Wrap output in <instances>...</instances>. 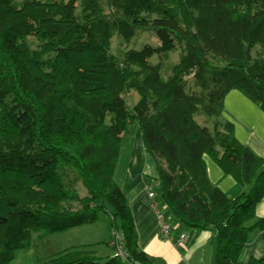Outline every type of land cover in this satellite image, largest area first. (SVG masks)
<instances>
[{"label": "trees", "instance_id": "16d2710c", "mask_svg": "<svg viewBox=\"0 0 264 264\" xmlns=\"http://www.w3.org/2000/svg\"><path fill=\"white\" fill-rule=\"evenodd\" d=\"M143 32L156 45L111 53L113 38L132 43ZM235 90L264 112V0H0V264H13L36 235L103 214L129 262L154 263L115 181L136 127L167 219L215 231V264H240L251 235L264 232V158L222 119ZM206 156L245 190L223 193ZM48 264L126 263L74 248Z\"/></svg>", "mask_w": 264, "mask_h": 264}, {"label": "crops", "instance_id": "0c3cea01", "mask_svg": "<svg viewBox=\"0 0 264 264\" xmlns=\"http://www.w3.org/2000/svg\"><path fill=\"white\" fill-rule=\"evenodd\" d=\"M222 117L234 125L235 137L241 144L264 158V112L256 104L239 91H232L225 98ZM133 134L134 138L129 140L128 145L124 144L121 150V153L124 149L127 150L126 169L120 175L119 181H115L128 201L140 250L154 260L153 264H215V231L197 232L176 225L179 230L173 232L169 240L161 237V224L151 208L148 197L150 189L153 188L156 193V187H159L156 181V165L152 156L144 149L138 127L134 129ZM205 162L210 180L228 197L235 198L245 190L231 176L226 175L210 157L206 156ZM256 217L264 220V199L257 206ZM99 223L52 234L42 239L36 235L29 249L17 253L13 264H48L53 257L74 248L93 250L101 258L102 251L106 254L104 257L111 258L113 255L109 256L110 245L107 253V250L99 245L102 239L96 237L101 232ZM106 233H110L108 228ZM114 233L113 229L112 236ZM182 234L187 235L185 241L180 240ZM251 258H264V232L251 235L239 262L247 264Z\"/></svg>", "mask_w": 264, "mask_h": 264}, {"label": "rangeland", "instance_id": "374dc122", "mask_svg": "<svg viewBox=\"0 0 264 264\" xmlns=\"http://www.w3.org/2000/svg\"><path fill=\"white\" fill-rule=\"evenodd\" d=\"M17 1H22V0H17ZM156 43H157V39L153 36V34H151L150 32H143L137 38V40L132 41V43H121L120 40H118L117 38H113L112 41H111V49H110V51H111V53H114V54L117 55L119 53L118 51L126 49V48L134 47L136 49H140L141 46L144 45V44L156 45ZM177 59H178V57H177L176 53H170L169 58H168L169 62L176 63ZM152 61L154 63H158L159 62V57H154L152 59ZM126 99H127V102L129 103L130 107H133L136 104V102L139 100V97H138V95L135 92H131V93H128L126 95ZM222 119H223V117H222ZM223 120H225V119H223ZM198 121L201 122V123L204 122V120L202 121V119H199ZM209 127L212 128V122L209 125ZM134 134H133V136H130V137L127 136L125 138V140H124V144L128 145V143H130L129 140L134 138ZM126 145H125V147H126ZM126 151L127 150L124 149L123 152L121 153V157H120L121 159L119 160V163L117 165V169H116V173H115V175H116L115 180H117V181H119L120 175H122L123 171L126 169V163H127ZM156 188H157L156 194L158 196L159 195V191H158L159 187H156ZM80 194H81V196H83L84 191L81 190ZM99 222H100L99 223L100 225H98V226L101 229V232L98 233L96 237L99 240L102 239L101 243L99 242L100 243L99 245H100L101 248H104L105 250H107V253H109V251H108V250H110L109 249V245H110V243L113 240V236H112L113 227H112L111 222L109 220V217L107 215H104V214L101 215V220ZM107 228L110 231L109 234L106 233ZM104 249H102V250H104ZM110 251L111 252H110L109 256L113 255L114 252H115L113 247H111ZM105 255L106 254H104L101 251V256H102L103 260H106V259L110 258V257H108V258L104 257Z\"/></svg>", "mask_w": 264, "mask_h": 264}, {"label": "built area", "instance_id": "2783aa9c", "mask_svg": "<svg viewBox=\"0 0 264 264\" xmlns=\"http://www.w3.org/2000/svg\"><path fill=\"white\" fill-rule=\"evenodd\" d=\"M148 197L151 201V208L156 213L158 220L161 224V228H160L161 237L165 240H169L173 232L179 230V227H177L174 223H172L171 220L167 219L164 212L165 208H163L162 205L157 201L156 193L154 192L153 188L149 190ZM186 239H187L186 234H182L180 236L181 241H185ZM110 246L113 247L115 250L113 257L122 259L126 264H135L129 262L127 255L123 251L121 245V236L119 233L116 232L114 233L113 240L110 243Z\"/></svg>", "mask_w": 264, "mask_h": 264}]
</instances>
